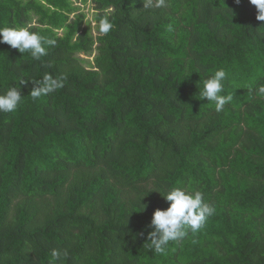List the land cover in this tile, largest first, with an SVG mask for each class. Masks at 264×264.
I'll list each match as a JSON object with an SVG mask.
<instances>
[{
	"label": "trees",
	"instance_id": "obj_1",
	"mask_svg": "<svg viewBox=\"0 0 264 264\" xmlns=\"http://www.w3.org/2000/svg\"><path fill=\"white\" fill-rule=\"evenodd\" d=\"M257 16L250 0H0V27L56 40L40 60L0 43V94L24 95L0 112V264H264ZM221 68L233 99L217 112L199 92ZM45 76L61 86L33 100ZM177 186L215 213L156 253Z\"/></svg>",
	"mask_w": 264,
	"mask_h": 264
},
{
	"label": "clouds",
	"instance_id": "obj_2",
	"mask_svg": "<svg viewBox=\"0 0 264 264\" xmlns=\"http://www.w3.org/2000/svg\"><path fill=\"white\" fill-rule=\"evenodd\" d=\"M239 2L240 0H237V3ZM250 2L258 9L257 19L264 21V0H250ZM112 28L113 24L109 18H100L99 31L101 33L107 34ZM260 35L264 36V33ZM0 43H7L13 49H18L20 53L28 52L33 59L40 60L47 54V48L56 44V40L24 26L0 27ZM227 78L226 71L221 68L203 80V89L199 92L207 101L214 102L217 112L223 111L225 105L233 99L231 95L222 94ZM60 86L58 80L45 76L39 85H35L30 95L33 100H36ZM255 92L257 96L264 98V84L258 85ZM23 96L21 89L15 86L9 87L3 94H0V112H15L22 103ZM161 194L169 206L166 209H156L151 220L154 231L150 233V241L156 253H164L169 242L182 241L190 232H199L215 213V207L204 200V195L199 190L189 191L177 186ZM53 255L56 256L57 253L54 251Z\"/></svg>",
	"mask_w": 264,
	"mask_h": 264
},
{
	"label": "rangeland",
	"instance_id": "obj_3",
	"mask_svg": "<svg viewBox=\"0 0 264 264\" xmlns=\"http://www.w3.org/2000/svg\"><path fill=\"white\" fill-rule=\"evenodd\" d=\"M80 5V4H79ZM82 8H83V10H84V12L86 13V14H88L87 15V20H90V21H92L93 20V16L95 15L94 14V5L93 4H91V3H89V5H87V6H82ZM93 25H95L94 23H93ZM81 57L82 58H84V63H85V65L87 66V67H91L92 65H94L93 63H94V57H89V56H86V55H81Z\"/></svg>",
	"mask_w": 264,
	"mask_h": 264
}]
</instances>
